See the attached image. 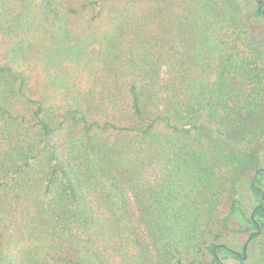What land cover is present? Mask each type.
<instances>
[{
	"label": "trees",
	"instance_id": "trees-1",
	"mask_svg": "<svg viewBox=\"0 0 264 264\" xmlns=\"http://www.w3.org/2000/svg\"><path fill=\"white\" fill-rule=\"evenodd\" d=\"M245 40L234 0H0V264H245L216 244L264 145Z\"/></svg>",
	"mask_w": 264,
	"mask_h": 264
},
{
	"label": "rangeland",
	"instance_id": "rangeland-1",
	"mask_svg": "<svg viewBox=\"0 0 264 264\" xmlns=\"http://www.w3.org/2000/svg\"><path fill=\"white\" fill-rule=\"evenodd\" d=\"M235 6L238 8L240 18L243 26L246 30V40L244 43L245 48L249 53H257L260 56L261 61L264 63V17L255 16L256 3L254 0H234ZM264 103V101H263ZM198 129H200L206 146L215 148L216 135L210 129L208 123L201 119L197 122ZM257 158L250 166L243 167L239 170L235 178V191L237 206L242 205L241 215L232 214L229 217L227 223V229L221 224L219 226V239L216 240V244L224 245L230 250L237 253L243 252V246L246 243L248 233H239L241 230L248 228L246 219L250 215L253 206L256 204L249 189V184L257 169L264 168V145H260L256 150ZM263 192H264V175ZM230 212V204L228 201H224L220 219L228 215ZM264 250V235L259 236L249 243L245 250V264H254L259 258L261 252ZM211 255L205 252L200 261L201 264H209L211 261ZM226 264H239V262L233 258H227L224 260Z\"/></svg>",
	"mask_w": 264,
	"mask_h": 264
},
{
	"label": "flooded vegetation",
	"instance_id": "flooded-vegetation-1",
	"mask_svg": "<svg viewBox=\"0 0 264 264\" xmlns=\"http://www.w3.org/2000/svg\"><path fill=\"white\" fill-rule=\"evenodd\" d=\"M255 1V3H256V9H255V16H262V17H264V0H260L261 2H262V4L259 6L258 5V3H257V1L258 0H254ZM257 171H264V169H261V168H259V169H257ZM256 171V172H257ZM257 175V173H255V176ZM263 195H264V192H263ZM264 201V200H263ZM261 205L259 204V203H256L255 205H254V207H253V209H252V211H251V213H250V215L248 216V218L249 219H251L253 222H254V224L256 225V227L258 228V231L257 232H251V233H249L248 235H247V240H246V243L244 244V246H243V252H242V254H243V256H242V258H243V260H245V250H246V248L248 247V245H249V242L252 240L251 238H252V236H253V234H262L263 233V230L262 229H260V227H259V225L257 224V222H256V220L253 218V216H254V213H255V211L258 209V208H261L260 207ZM256 208V210H254ZM241 210H242V205H240L239 206V208L237 209V211L234 213V214H237V215H241ZM253 213V215H251ZM247 218V219H248ZM247 219H246V221H247ZM224 246V245H223ZM225 247V246H224ZM232 252H234L233 250H231ZM234 253H236L237 254V252H234Z\"/></svg>",
	"mask_w": 264,
	"mask_h": 264
},
{
	"label": "water",
	"instance_id": "water-1",
	"mask_svg": "<svg viewBox=\"0 0 264 264\" xmlns=\"http://www.w3.org/2000/svg\"><path fill=\"white\" fill-rule=\"evenodd\" d=\"M257 3L259 6L262 4V2L260 0H258ZM262 198L264 199V197H262ZM254 210H256V208ZM251 215H253V213Z\"/></svg>",
	"mask_w": 264,
	"mask_h": 264
}]
</instances>
